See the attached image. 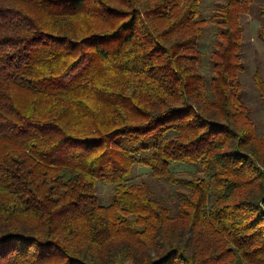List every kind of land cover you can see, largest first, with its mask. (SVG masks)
<instances>
[{
    "label": "trees",
    "instance_id": "1",
    "mask_svg": "<svg viewBox=\"0 0 264 264\" xmlns=\"http://www.w3.org/2000/svg\"><path fill=\"white\" fill-rule=\"evenodd\" d=\"M202 1L0 0V264H264V123L238 84L264 0L217 4L208 76Z\"/></svg>",
    "mask_w": 264,
    "mask_h": 264
},
{
    "label": "rangeland",
    "instance_id": "2",
    "mask_svg": "<svg viewBox=\"0 0 264 264\" xmlns=\"http://www.w3.org/2000/svg\"><path fill=\"white\" fill-rule=\"evenodd\" d=\"M221 1L203 0L200 7L203 18L207 20L203 35L198 40V48L203 54L201 71L205 76H208L210 71L209 56L214 46L215 37V25L210 20V17L217 4ZM241 21L243 23L241 59L244 64V70L238 76L239 90L243 102L250 110V117L253 120L254 126L260 131L264 123V108L254 84L253 74L258 72L264 80V42L257 36L259 20L256 8L250 13L244 14L241 17ZM171 170L183 176H191L196 173L200 175L194 167L181 164H174ZM132 180L147 181L155 194L163 198L170 205L176 200L177 189L165 180L151 177L149 169L144 166L134 168ZM97 191L101 196L102 202L106 203L110 186L98 182Z\"/></svg>",
    "mask_w": 264,
    "mask_h": 264
}]
</instances>
